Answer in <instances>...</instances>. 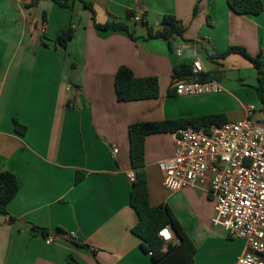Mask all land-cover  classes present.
<instances>
[{
  "label": "crops",
  "instance_id": "obj_1",
  "mask_svg": "<svg viewBox=\"0 0 264 264\" xmlns=\"http://www.w3.org/2000/svg\"><path fill=\"white\" fill-rule=\"evenodd\" d=\"M66 1L67 7L0 0V172L13 173L19 184L8 213L0 215V264H157L132 232L139 218L130 206L134 181L128 173L136 177V171L129 128L221 113L236 122L249 104L256 107L253 119L264 124L257 117L262 103L252 63L239 54L219 57L232 46L253 57L264 51V10L238 14L227 0ZM165 15L183 26L172 47L163 38L146 39L149 29H162ZM96 24H125L129 32ZM69 28L74 37L64 48L57 36ZM196 60L202 74L221 84V93L175 95V67ZM121 66L139 78L156 77L159 97L119 101L115 75ZM15 120L27 127L25 134ZM174 154L173 133L146 137L150 204L173 212L195 249L192 264H236L245 241L213 224L212 196L192 186L176 192L164 187L158 163ZM171 231L168 244L180 243Z\"/></svg>",
  "mask_w": 264,
  "mask_h": 264
},
{
  "label": "built area",
  "instance_id": "obj_2",
  "mask_svg": "<svg viewBox=\"0 0 264 264\" xmlns=\"http://www.w3.org/2000/svg\"><path fill=\"white\" fill-rule=\"evenodd\" d=\"M18 1L28 5L32 0ZM141 19V15L135 17ZM177 53L181 55V50ZM202 72L201 62L194 61L190 75L172 81L175 95L202 96L224 90L215 79L199 80ZM255 111L249 104L242 120L179 129L173 133L174 156L158 163L169 191L192 186L212 196L213 224L223 227L230 238L245 241L236 264H264V124L253 119ZM128 178L134 181V172ZM159 236L166 245L170 243V226L162 228ZM52 242V237L46 239L48 245Z\"/></svg>",
  "mask_w": 264,
  "mask_h": 264
},
{
  "label": "trees",
  "instance_id": "obj_3",
  "mask_svg": "<svg viewBox=\"0 0 264 264\" xmlns=\"http://www.w3.org/2000/svg\"><path fill=\"white\" fill-rule=\"evenodd\" d=\"M38 0H32V5ZM61 7H67L66 0H52ZM230 8L238 14L258 15L264 10V2L262 0H227ZM86 7L92 11V7L86 4ZM130 14H133L130 12ZM162 29L155 33L151 29L148 31L146 39L163 38L170 40L174 36H181L183 31L182 22L172 15H165L161 21ZM101 30H123L128 31V26L125 24H106L95 25ZM129 32V31H128ZM130 36L133 38L132 34ZM74 37V30L69 28L61 31L57 36V42L67 47L68 43ZM230 54H239L248 59L254 69L258 73V86L256 87L258 97L264 109V51L253 57L245 48L240 46L229 47L225 52L219 55L220 58H225ZM1 70V62H0ZM192 73V67L188 65H179L174 69L173 78H181ZM208 74H200L199 80H210ZM115 90L119 101L131 102L139 100L157 99L159 97V85L156 77H137L134 72L126 66H121L115 75ZM227 122L225 114H210L201 115L189 118H181L177 120H166L160 122H149L133 124L129 128L130 137V159L132 168L136 171L134 186L130 194V206L136 211L139 221L132 229V232L141 239V246L144 251L152 252V258L157 264H192L194 247L187 246L190 243L184 229L178 222L177 218L169 207L165 204L152 206L150 204V196L148 182L144 170L145 161V140L146 137L156 133H174L179 129L186 128L189 125L197 127H209L211 125H222ZM16 130L20 134H25L27 127L20 125L16 120ZM81 180V175H78L76 181ZM19 191V184L16 176L8 171L0 172V215L8 213V204L16 196ZM170 225L171 229L178 236L180 243L172 245L165 243L159 236V231L165 226ZM44 237L49 235V231L45 228H35ZM191 244V243H190ZM85 248H90L83 245ZM72 264H78L73 262Z\"/></svg>",
  "mask_w": 264,
  "mask_h": 264
},
{
  "label": "rangeland",
  "instance_id": "obj_4",
  "mask_svg": "<svg viewBox=\"0 0 264 264\" xmlns=\"http://www.w3.org/2000/svg\"><path fill=\"white\" fill-rule=\"evenodd\" d=\"M229 99H230V98H229ZM261 106H262V105H261ZM262 108H263V107H262ZM262 108H261V109H262ZM261 109L257 111V117H258V118H264V110H261Z\"/></svg>",
  "mask_w": 264,
  "mask_h": 264
},
{
  "label": "water",
  "instance_id": "obj_5",
  "mask_svg": "<svg viewBox=\"0 0 264 264\" xmlns=\"http://www.w3.org/2000/svg\"><path fill=\"white\" fill-rule=\"evenodd\" d=\"M55 235H63L64 233L62 231H57V232H54ZM66 234V233H65Z\"/></svg>",
  "mask_w": 264,
  "mask_h": 264
},
{
  "label": "snow or ice",
  "instance_id": "obj_6",
  "mask_svg": "<svg viewBox=\"0 0 264 264\" xmlns=\"http://www.w3.org/2000/svg\"><path fill=\"white\" fill-rule=\"evenodd\" d=\"M164 234L167 235V232H165Z\"/></svg>",
  "mask_w": 264,
  "mask_h": 264
}]
</instances>
